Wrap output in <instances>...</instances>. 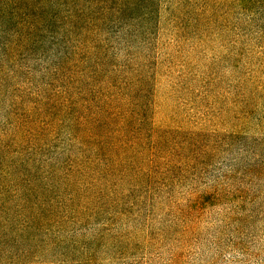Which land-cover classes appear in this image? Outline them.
I'll return each instance as SVG.
<instances>
[{
  "label": "rangeland",
  "instance_id": "1",
  "mask_svg": "<svg viewBox=\"0 0 264 264\" xmlns=\"http://www.w3.org/2000/svg\"><path fill=\"white\" fill-rule=\"evenodd\" d=\"M86 1L105 13L98 29L59 44L44 32L27 60L7 62L20 69L0 78V130L15 89L70 80L74 116L106 104L112 127L140 135L72 174L63 118L30 166L34 205L5 213L0 264H264V7L154 0L142 17Z\"/></svg>",
  "mask_w": 264,
  "mask_h": 264
},
{
  "label": "trees",
  "instance_id": "2",
  "mask_svg": "<svg viewBox=\"0 0 264 264\" xmlns=\"http://www.w3.org/2000/svg\"><path fill=\"white\" fill-rule=\"evenodd\" d=\"M109 1L111 9L117 14L129 12L137 8L143 9V16L150 15L153 10L146 4L154 0H98L97 3ZM87 2V1H86ZM82 0H0V78L17 74V69L5 68L8 61L16 58L27 60L28 55L42 46L41 35L44 32H58L61 38L53 37L56 44L66 43V37L77 31L83 37L98 29L106 20L105 13L92 17V2L86 7ZM247 9L254 5L264 7V0H234ZM62 7L64 12L61 13ZM108 7L104 10L107 13ZM118 22H122L119 21ZM84 42L72 46L70 54H65L64 61L78 56ZM37 59L41 58L38 54ZM69 67V62H68ZM54 73L42 72V77L64 71L56 64ZM47 75H45V74ZM25 80L31 75L27 66ZM61 86L40 90H17L13 100L7 107L6 115L0 130V225L6 226L5 213L13 201L19 202L18 210L22 211L34 205L33 198L37 190L30 186V166L35 164L37 156L51 147L56 138V131L63 118L70 120L69 146L76 147L78 155L70 160V173H80L81 167L90 166L101 158L109 155L117 158L120 150H126L135 144L134 139L140 134L127 127H112L116 116L109 111L106 104L96 106L99 110L93 115L87 112L74 116L73 107L78 101L73 97L72 83L66 80ZM49 91V92H47ZM87 102L80 103L85 108ZM129 122L133 117L123 116ZM81 174V173H80ZM16 175V176H15ZM82 175V174H81ZM40 205L37 204L36 207ZM23 215V211L21 212Z\"/></svg>",
  "mask_w": 264,
  "mask_h": 264
}]
</instances>
